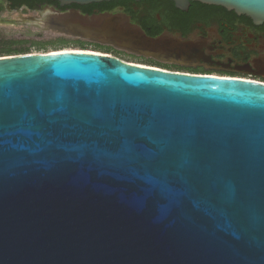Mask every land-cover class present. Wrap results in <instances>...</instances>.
<instances>
[{"label": "water", "instance_id": "1", "mask_svg": "<svg viewBox=\"0 0 264 264\" xmlns=\"http://www.w3.org/2000/svg\"><path fill=\"white\" fill-rule=\"evenodd\" d=\"M194 1L264 22V0ZM51 10L46 26L197 66L180 35ZM0 264H264V81L94 51L0 56Z\"/></svg>", "mask_w": 264, "mask_h": 264}, {"label": "flooded vegetation", "instance_id": "2", "mask_svg": "<svg viewBox=\"0 0 264 264\" xmlns=\"http://www.w3.org/2000/svg\"><path fill=\"white\" fill-rule=\"evenodd\" d=\"M51 8L77 10L83 15L122 13L151 36L170 33L192 41L197 66L186 67L264 81V22L256 23L223 6L192 0L188 9L182 10L173 0H105L64 6L57 1L34 0L33 9Z\"/></svg>", "mask_w": 264, "mask_h": 264}, {"label": "rangeland", "instance_id": "3", "mask_svg": "<svg viewBox=\"0 0 264 264\" xmlns=\"http://www.w3.org/2000/svg\"><path fill=\"white\" fill-rule=\"evenodd\" d=\"M3 3L5 7L0 12V50H5L9 46H12L30 47L29 53H48L63 50L94 51L117 56L130 63L154 66L147 57L117 48L108 49L99 47L93 41L46 26V23L50 20L47 11H51V9L41 11L26 7L14 8L9 6V3L5 1ZM9 42L14 43L9 44ZM5 55L8 54L0 52V56ZM164 69L177 71L176 67ZM213 74L224 75L220 72H214Z\"/></svg>", "mask_w": 264, "mask_h": 264}, {"label": "trees", "instance_id": "4", "mask_svg": "<svg viewBox=\"0 0 264 264\" xmlns=\"http://www.w3.org/2000/svg\"><path fill=\"white\" fill-rule=\"evenodd\" d=\"M4 1L9 2L12 7H16V6L19 7L22 5H26L30 9H33V7H34V0H0V12L5 7L4 3H3ZM12 43H14V42H9V44H12ZM97 46L108 48V49H114L113 46H106V45L99 44V43H97ZM29 49H30V47H12V46H9L5 50H0V52H6V54H8V55L23 54V53H29ZM148 60L150 62H152L154 64V66H160L163 68L176 67L177 71H184V72L198 73V74H212V73L203 72L200 68H192V67L181 66L178 64L164 63V62H160L158 60H155L153 58H149Z\"/></svg>", "mask_w": 264, "mask_h": 264}, {"label": "bare ground", "instance_id": "5", "mask_svg": "<svg viewBox=\"0 0 264 264\" xmlns=\"http://www.w3.org/2000/svg\"><path fill=\"white\" fill-rule=\"evenodd\" d=\"M47 14L50 16V18H51V16H53V14H54V12L51 10V11H47ZM41 24V23H40ZM63 51H65V50H63ZM76 51V50H75ZM77 51H80V50H77ZM57 52H61V51H57Z\"/></svg>", "mask_w": 264, "mask_h": 264}, {"label": "built area", "instance_id": "6", "mask_svg": "<svg viewBox=\"0 0 264 264\" xmlns=\"http://www.w3.org/2000/svg\"><path fill=\"white\" fill-rule=\"evenodd\" d=\"M241 78H247V79H249L248 77H241Z\"/></svg>", "mask_w": 264, "mask_h": 264}]
</instances>
